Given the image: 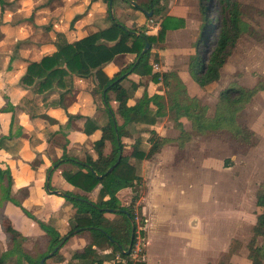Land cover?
<instances>
[{
  "label": "crops",
  "instance_id": "obj_1",
  "mask_svg": "<svg viewBox=\"0 0 264 264\" xmlns=\"http://www.w3.org/2000/svg\"><path fill=\"white\" fill-rule=\"evenodd\" d=\"M153 1L159 10L157 14L147 16L130 4L117 0L109 16L104 0H0V166L10 167L11 190L19 196L22 204L34 210L60 236L72 229L75 208L59 192H72L92 202L100 199V184L90 192L83 191L67 182L63 173L77 170L86 173L89 168L80 167L75 162H84L89 156L93 160L98 158L95 142L101 138L100 128L107 114L103 96L93 76L74 75L73 85L68 91L53 87L37 93L34 85L21 82L30 62L39 61L56 50L55 42L59 34L77 47L84 67H101L108 77H113L136 57L131 52L126 31L115 23L124 26L135 36H157L160 24L164 22L167 28L163 42L156 41L149 46L152 73L176 72L187 94L207 105L211 115L219 92L229 84L253 88L260 81L258 76L256 80L249 77L250 85H244L242 79L231 77L234 72L223 80V65L218 81L199 86L189 72V62L195 54V43L203 28L200 0ZM238 1L242 4L241 0ZM254 1L259 3L261 0ZM256 8L260 11L254 15L259 19L258 27L264 33V6ZM19 33L21 36L18 37ZM122 83L131 91L128 105L135 104L144 92L148 96L165 95L166 92L162 79L158 77L153 80L151 75L129 73ZM93 93L100 97L99 105L95 104ZM209 99L211 103L207 101ZM34 100L39 101L38 106ZM110 105L117 110L118 103L113 97ZM150 107L156 109L153 104ZM254 109L264 110V89L257 92L240 113ZM166 110V114L158 117L154 124H130L128 129L131 135L122 138L124 155L130 154L137 139L141 140L140 150L145 154L152 144L150 138L153 135L167 140L149 158L129 156L128 159L131 165L136 166L141 177L137 185L139 198L134 205L136 221L140 216L139 205L145 220L143 237L140 236L141 227L138 224L132 258L143 253L145 264H252L248 244L254 236L257 215L262 212L256 204V194L264 181L255 186L253 199L256 214L250 226L251 237L243 243L237 237L240 224L236 209L237 177L220 168L206 172L205 162L198 165L197 172L192 175L184 171L182 163L186 161L184 158L194 135H207L193 131L186 117L175 120L169 114L168 106ZM89 118L98 127L86 133L85 128H89L86 119ZM118 123H122L120 118ZM244 124L258 135V142L244 154L238 155L232 153L224 138L229 154L226 162L233 157L248 155L261 144L260 134L252 126ZM182 131L189 133V138L181 140ZM111 149L110 141H105L103 155H108ZM63 155L75 162L62 160ZM58 160L62 161L54 164ZM133 195L131 187L122 188L116 193L124 206L131 203ZM201 201L213 202L216 206V227L210 233L206 232L208 213L206 207H201ZM104 216L111 219L116 215L108 210ZM12 229L23 236V251L31 258L38 259L47 252L49 237L45 230H41L39 223L25 216L16 205L4 202L0 206V257L11 249L9 231ZM78 232L62 243L56 255H53L55 251L47 257L49 251L42 256L46 257L44 264H83V259H72V255L82 251L83 246L91 241V234L87 230ZM2 235L8 238L6 242L2 240ZM255 244L263 247L264 238L255 237ZM93 248L103 264H113L120 259L117 252L112 253V248ZM17 256L16 252L9 254L0 264H17ZM85 257L89 258V255ZM21 264L30 263L22 259ZM261 264H264V259Z\"/></svg>",
  "mask_w": 264,
  "mask_h": 264
},
{
  "label": "trees",
  "instance_id": "obj_2",
  "mask_svg": "<svg viewBox=\"0 0 264 264\" xmlns=\"http://www.w3.org/2000/svg\"><path fill=\"white\" fill-rule=\"evenodd\" d=\"M107 3V13L111 16V9L117 0H104ZM130 4L135 9L144 13L152 10L153 14L158 13L153 0H121ZM211 0H200V9L202 11L204 22L202 31L195 43V54L190 57L189 72L197 84L201 87L207 86L212 82L218 81L220 77V69L224 65L229 48L243 34H253L255 30L261 31V38L264 39V33L258 27V21L254 20V13H259L258 9L253 11L250 19L245 17L243 5L238 0H218L220 11L224 14L219 25V30L213 48L205 54V43L210 34L211 28L214 27L212 19L208 17L209 2ZM135 3L134 5L132 4ZM248 8V7H247ZM114 20V18H113ZM122 30H125L130 41L131 52L136 57L135 60L126 68L119 70L113 77H108L101 67L89 69L84 67L79 50L71 43H68L62 35L57 36L55 42L56 50L43 56L39 61L30 62L25 74L22 76L21 82L25 85H34L37 93H43L53 87L61 88L65 91L72 87V77L93 76L97 82L98 91L103 96V102L106 107L107 119L100 128L102 131L101 138L95 142L98 151V158L93 160L90 156L84 162H75L63 155L62 160L73 161L78 166L88 167L86 173L77 170L73 173H63L64 178L75 187L83 191L90 192L97 185H101L100 199L98 202H92L85 196L77 195L72 192H61L65 200L70 202L75 208L74 225L72 229L63 236H60L55 229L43 226L49 237L48 250L52 251L61 241H65L71 236L76 229L87 230L91 234V241L85 244L82 251L74 252L72 259H83V264H103V260L98 258L96 250L93 246L100 249L112 248V253L117 252L120 259L115 260L113 264H145L142 254L132 258L134 246L136 244L138 224L140 236H144L143 226L144 217L141 215V206H137L139 220L136 221L135 202L139 198L138 186L141 177L138 175L136 166L128 162L129 156L136 159L142 157H151L157 150L167 141L165 138L153 135L150 138L152 144L145 154L140 150V139L132 145L129 155H124V144L122 138L131 135L128 126L130 124H154L158 117L166 114V106L168 112L175 120L186 117L191 122L193 131L202 135L213 133H224L226 142L232 153L244 154L252 146L258 142V135L241 122L237 114L251 101L252 97L259 91L264 89V82L261 80L253 88H244L235 83L229 84L222 89L217 97V103L214 112L208 113V106L201 103L196 97L187 94L184 85L181 83L176 72H164L162 74L152 73V66L149 63L150 50L149 47L144 53H141L145 42L149 46L156 41L163 42L167 25L162 22L157 36H148L140 34L135 36L124 26L115 23ZM138 73L140 75H151L153 80L158 77L166 88L165 95L153 94L148 96L146 92L133 105H128V99L131 91L125 87L122 81L129 73ZM115 100L118 103L117 110H113L110 101ZM153 104L156 109L152 110L150 105ZM118 118L122 123H118ZM89 128H85L86 133H91L98 126L92 119H86ZM177 126L180 127V124ZM189 133L181 132L180 139L189 138ZM105 141H110L112 149L108 155H103L102 150ZM62 160L56 161L59 164ZM113 166L110 171L109 167ZM125 187H131L134 195L131 203L124 206L120 203L116 193ZM106 197V198H105ZM105 198V199H104ZM256 204L262 209L257 215L256 223L253 227L254 236L248 244L249 258L252 264H261L264 259L263 247L255 244V237L262 236L264 238V185L257 190ZM115 213V218L108 219L104 214L108 211ZM131 221L134 225V237L130 240ZM41 226V224H39ZM10 232V247L5 254L0 257V263L5 257L14 252L18 253L17 264L22 263L25 259L30 264H39V260L47 252L38 259L31 258L23 251V236L16 230ZM112 239V241L110 240ZM128 253L123 252L127 250ZM120 246V247H119ZM58 250L53 254L56 255ZM89 255V258L85 256Z\"/></svg>",
  "mask_w": 264,
  "mask_h": 264
},
{
  "label": "rangeland",
  "instance_id": "obj_3",
  "mask_svg": "<svg viewBox=\"0 0 264 264\" xmlns=\"http://www.w3.org/2000/svg\"><path fill=\"white\" fill-rule=\"evenodd\" d=\"M241 1L245 8L244 10L248 12L245 17L249 20H251V14L249 13L256 11L255 9L260 11V9L256 7H260V5L264 6V0H261L259 3H255L254 0ZM208 17L212 19L214 27L211 28L210 34H208L205 43V54H208L213 48L219 25L224 17V14L220 11L218 0H211L209 2ZM254 20L259 21L257 18H254ZM33 28L36 27L34 26ZM31 30L36 31V29ZM253 30H255V33L243 34L236 43L229 48L227 60L222 69L223 80L230 77V72H234L231 77L242 79L244 85H250V78L256 80V76H258L260 81H264V39L261 41L259 40V37L261 38V31H259V29L253 28ZM19 36H21V34L18 35V37ZM237 74H240V76H236ZM243 75H246V77L243 78ZM93 96L95 98V104L99 105L100 97L95 93H93ZM207 101L211 103L212 100L209 99ZM37 102L39 101L37 100ZM37 102L34 100V103L38 106L39 103ZM260 106L261 102H259V107ZM237 115L242 122L252 126L260 134L262 138L261 144L256 149L248 155L233 157L230 159V162H226L225 160L228 159L229 154L224 142V133H216L207 136L195 134L192 142L188 146L187 156L184 158L186 161L182 163V167L184 171L192 175L194 172H197V166L205 162L206 172L216 171L220 168L222 171L231 172L237 177L238 204L236 209L240 221L237 237L243 243H246L251 237L250 226L256 214V207L254 206L253 199L254 189L259 182L264 181V110H243ZM67 116L70 117V114L67 113ZM238 155H240V153ZM11 175L12 173L9 166L5 168L0 166V206L4 202H10L19 207L25 216L41 224V230H44L43 226L54 229L46 225V223L37 216L34 210L26 208L22 204L23 202L20 201L19 196L12 192ZM201 207H206L208 213V226L206 232L210 233L214 231L216 227V206L213 202L203 203L201 201ZM2 240L6 242L8 238L2 235ZM141 244L142 242L139 243L140 248ZM140 250L141 249H139L137 253L140 252Z\"/></svg>",
  "mask_w": 264,
  "mask_h": 264
},
{
  "label": "water",
  "instance_id": "obj_4",
  "mask_svg": "<svg viewBox=\"0 0 264 264\" xmlns=\"http://www.w3.org/2000/svg\"><path fill=\"white\" fill-rule=\"evenodd\" d=\"M132 4L134 5L135 3L132 2ZM147 16H151L152 14V10L146 12ZM149 48V43L148 42H145V45H144V48L142 49V52L141 53H144L147 49ZM112 169V167H110L108 169V171H110ZM61 193V192H59ZM109 211H112V210H109ZM131 224H132V227H131V234H130V240L132 241L133 237H134V225H133V222L131 221ZM79 231V229H76L74 232H77ZM112 241V239H110ZM63 241H61L55 248H53L52 251H50L48 254H47V257H50L55 251H57V249L62 245ZM130 245L128 246L127 250L123 251L125 253H128L129 252V249H130ZM120 247V246H119ZM263 249H264V244H263ZM46 257H43L40 259L39 261V264H44V261H45Z\"/></svg>",
  "mask_w": 264,
  "mask_h": 264
}]
</instances>
